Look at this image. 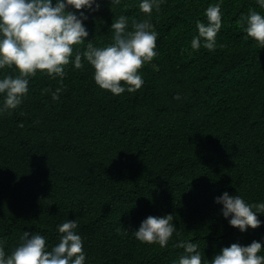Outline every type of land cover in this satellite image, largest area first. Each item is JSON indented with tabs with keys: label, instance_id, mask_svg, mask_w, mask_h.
<instances>
[{
	"label": "trees",
	"instance_id": "trees-1",
	"mask_svg": "<svg viewBox=\"0 0 264 264\" xmlns=\"http://www.w3.org/2000/svg\"><path fill=\"white\" fill-rule=\"evenodd\" d=\"M98 2L96 11L66 9L87 16L89 35L75 49L111 43L120 15L129 26L145 16L140 0ZM215 2L166 0L153 10L159 55L139 70L144 84L134 93L100 89L86 62L80 70L66 66L58 101L42 94L58 86L43 70L30 79L22 105L0 116L7 254L24 231L45 236L50 249L66 220H77L85 264H173L183 253L177 241L197 243L210 261L233 243L264 241V213L257 214L260 227L241 233L214 202L225 191L264 202V49L238 23L249 9H264L256 0H223L219 46L193 51L195 21H205ZM178 92L180 101L173 99ZM166 214L179 233L166 247L135 239L145 218Z\"/></svg>",
	"mask_w": 264,
	"mask_h": 264
},
{
	"label": "clouds",
	"instance_id": "clouds-1",
	"mask_svg": "<svg viewBox=\"0 0 264 264\" xmlns=\"http://www.w3.org/2000/svg\"><path fill=\"white\" fill-rule=\"evenodd\" d=\"M110 2L119 5L121 0ZM165 2L140 0L139 9L145 14L144 18L133 19L129 26V18L120 15L110 26L111 43L96 46L88 41L80 50L74 46L86 42L87 16L66 9L96 11L98 0H56L55 5L52 0H0V116L11 115L22 105L29 92L30 79L38 70H43L58 84L54 90L44 88L42 94L50 93L52 101H58L65 90L66 66L70 63L80 70L86 62L94 83L114 96L139 90L144 84L139 70L159 55L156 43L159 33L152 23V13L153 10L159 12ZM256 3L264 9V0H256ZM222 5L223 0L209 4L204 11L206 20L195 21L197 34L191 39V50L203 47L214 51L219 46L216 37L222 27ZM238 23L246 36L264 49V13L249 9ZM5 68L14 69L15 74H3ZM173 99L180 101L182 96L178 92ZM18 126L24 127L23 123ZM214 202L223 206L222 215L229 226L241 233L261 226L257 214L264 213V202L249 203L243 196L230 195L227 191ZM173 221V214L148 216L132 233L141 243L166 247L174 233L179 235ZM77 228V220L59 224V242L50 249L46 246V237L39 233L24 231L19 245L10 254L0 240V264H85L83 239ZM262 243L264 241L255 240L247 246L233 243L209 261L204 259L197 243L177 241L176 246L182 248L183 253L173 264H264V255L259 254Z\"/></svg>",
	"mask_w": 264,
	"mask_h": 264
}]
</instances>
